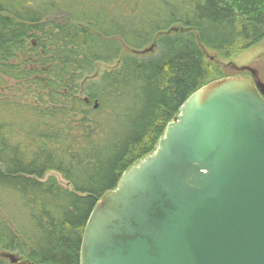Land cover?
<instances>
[{"label": "trees", "instance_id": "obj_1", "mask_svg": "<svg viewBox=\"0 0 264 264\" xmlns=\"http://www.w3.org/2000/svg\"><path fill=\"white\" fill-rule=\"evenodd\" d=\"M32 39L37 61L9 63ZM263 39L264 0H0V250L80 264L102 195L212 81L205 50ZM7 77L25 80L21 94L1 92Z\"/></svg>", "mask_w": 264, "mask_h": 264}, {"label": "water", "instance_id": "obj_2", "mask_svg": "<svg viewBox=\"0 0 264 264\" xmlns=\"http://www.w3.org/2000/svg\"><path fill=\"white\" fill-rule=\"evenodd\" d=\"M80 264H264V84L233 75L192 93L93 208Z\"/></svg>", "mask_w": 264, "mask_h": 264}, {"label": "rangeland", "instance_id": "obj_3", "mask_svg": "<svg viewBox=\"0 0 264 264\" xmlns=\"http://www.w3.org/2000/svg\"><path fill=\"white\" fill-rule=\"evenodd\" d=\"M31 40L29 41V43ZM36 44L32 41V46L27 48L26 57L21 56L19 60L15 62H9L13 63L15 65L22 64V68L26 67V64L24 66V63L29 60L30 62L37 61L36 52H32V48H35ZM149 48H153L151 51H149L146 54L153 53L154 52V46H150ZM205 58L206 61L210 63L212 75L211 80H216L219 78H223L226 76H233V75H247L251 76L248 73H242V74H236L237 71H245L247 68H254L255 70L258 69L260 72H262L264 68V39L259 42L257 45H254L253 47H250L249 49L237 52V50L230 56L226 57L222 54H219L216 51L212 50H205ZM30 64V63H29ZM117 64L115 65H109V64H99L96 67V71L93 77L98 78L103 72L109 69H113ZM252 77V76H251ZM25 80L16 81L14 79H7L5 88L1 89V92H4L8 95H19L21 93L18 92V88L20 86L18 84L24 83ZM6 89V90H5ZM153 140L147 141V145L150 147L149 143H152ZM158 144L156 145L157 148ZM146 148L144 151H146ZM154 149V151L156 150ZM152 151V153L154 152ZM151 154V153H150ZM149 155V154H147ZM146 155V156H147ZM145 157V156H144ZM141 160V159H140ZM139 161V160H138ZM48 176H56L57 179L62 183L63 185L67 186V182L62 178V176L56 172H51L48 174ZM17 257H20L18 253H14ZM1 257V256H0ZM25 260L22 258V260H19L17 262L18 264H23ZM26 263V262H25Z\"/></svg>", "mask_w": 264, "mask_h": 264}, {"label": "flooded vegetation", "instance_id": "obj_4", "mask_svg": "<svg viewBox=\"0 0 264 264\" xmlns=\"http://www.w3.org/2000/svg\"><path fill=\"white\" fill-rule=\"evenodd\" d=\"M32 41H33V43H35L37 45L35 39H32L31 42ZM21 56L26 57V49L24 47L16 50L13 53V55L8 59V61L9 62H15V61L19 60ZM25 64L26 63H24V66H25ZM17 66H19L20 69H25V67L22 68V64H19ZM242 73H248V74H250L254 78V80L256 82H258V83H264V68H263L262 72H260L258 69L255 70L254 68H247L245 71H239L238 70L236 74H242ZM8 78L9 79H13L11 77H7L6 78V81H7Z\"/></svg>", "mask_w": 264, "mask_h": 264}, {"label": "bare ground", "instance_id": "obj_5", "mask_svg": "<svg viewBox=\"0 0 264 264\" xmlns=\"http://www.w3.org/2000/svg\"><path fill=\"white\" fill-rule=\"evenodd\" d=\"M150 49V48H149ZM145 50H148V49H145ZM145 50H142V51H136V53H138V54H146V53H148L149 51H147V52H144ZM151 51V50H150Z\"/></svg>", "mask_w": 264, "mask_h": 264}]
</instances>
